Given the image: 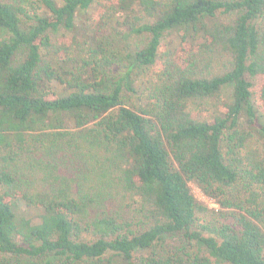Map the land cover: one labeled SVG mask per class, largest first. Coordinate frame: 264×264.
Listing matches in <instances>:
<instances>
[{
    "label": "trees",
    "instance_id": "trees-1",
    "mask_svg": "<svg viewBox=\"0 0 264 264\" xmlns=\"http://www.w3.org/2000/svg\"><path fill=\"white\" fill-rule=\"evenodd\" d=\"M0 264H264V0H0Z\"/></svg>",
    "mask_w": 264,
    "mask_h": 264
},
{
    "label": "rangeland",
    "instance_id": "rangeland-1",
    "mask_svg": "<svg viewBox=\"0 0 264 264\" xmlns=\"http://www.w3.org/2000/svg\"><path fill=\"white\" fill-rule=\"evenodd\" d=\"M120 22H123V19H122V16L120 15V19H119ZM127 22V21H126ZM124 25H122L121 29H125L126 27H128L129 25V22H127ZM115 25L112 26H108L107 27V30H106V34H109L111 32H113V29H114ZM151 75L152 73L151 72H144V71H138L137 74H136V78L138 79L139 81V84L143 85V86H149L151 84ZM191 187H192V190H193V193L194 195L196 196V198L203 202L207 207H209L210 209H217L219 210V206L217 205L216 201L213 200L212 198L206 196L201 190L200 188H198L196 185L194 184H191ZM22 209V214H25L27 215L26 213H29L28 216H38V211L36 210H28L24 207L21 208ZM175 242L174 241H169V245L172 246Z\"/></svg>",
    "mask_w": 264,
    "mask_h": 264
}]
</instances>
